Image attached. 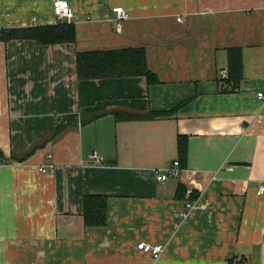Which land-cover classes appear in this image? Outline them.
<instances>
[{"label":"crops","instance_id":"1","mask_svg":"<svg viewBox=\"0 0 264 264\" xmlns=\"http://www.w3.org/2000/svg\"><path fill=\"white\" fill-rule=\"evenodd\" d=\"M53 1L0 0V30L55 24ZM67 1L73 43L0 40V264H264V0ZM116 6L129 17L120 32L105 20ZM125 48L144 50L156 84L77 80V52ZM230 49L243 77L222 94ZM190 98L168 118L113 115ZM179 135L186 167L157 182ZM50 164L54 173L38 171ZM84 195L106 198L104 226L84 224ZM139 243L163 252L153 259Z\"/></svg>","mask_w":264,"mask_h":264},{"label":"trees","instance_id":"2","mask_svg":"<svg viewBox=\"0 0 264 264\" xmlns=\"http://www.w3.org/2000/svg\"><path fill=\"white\" fill-rule=\"evenodd\" d=\"M0 40L5 43L11 40H32L37 45L73 43L75 41V27L72 24L58 23L53 25L1 29ZM227 62V76L218 81V92L222 94L238 91L240 81L243 77L241 50H228ZM75 74L79 81L143 77L147 85L158 82L155 75L149 71L145 52L141 48L77 52L75 54ZM190 100L191 98L181 102L174 109L167 111H151L146 115L114 111L113 115L115 120L119 122L168 118L173 116L180 106ZM176 145V160L178 161L179 167L184 169L187 162V137L179 135L176 139ZM5 163L6 160L0 151V164ZM178 189L177 197L185 199L186 189L184 186L178 185ZM82 206V216L86 226H104L106 224V198L104 196L84 195ZM234 263V260L229 261V264Z\"/></svg>","mask_w":264,"mask_h":264},{"label":"built area","instance_id":"3","mask_svg":"<svg viewBox=\"0 0 264 264\" xmlns=\"http://www.w3.org/2000/svg\"><path fill=\"white\" fill-rule=\"evenodd\" d=\"M110 12L114 14V18L108 17L105 15V20L113 22L115 24V30L120 32L123 27V22L126 21L128 17V13L123 9V7H112ZM52 14L55 19V24L58 23H66L72 24L77 21L78 17L73 11L72 7L70 6L67 0H55L52 3ZM176 21L182 23L185 21V17L179 16L176 17ZM224 77V75L222 76ZM258 97H262V93L257 94ZM47 158H51L50 155H47ZM91 159L96 165L104 166L103 159L93 153L91 155ZM55 167L53 164L48 166L41 165L38 167V171L42 174L54 173ZM183 170L179 167L178 161L174 160L169 167L161 168L156 170L155 172V179L157 182H164L170 177H179L180 173ZM264 193V187L260 186L256 192L257 195H262ZM188 198V195L186 196ZM194 207V202L187 200L184 202L183 207L177 213L179 220H184L188 217L190 211ZM137 250L142 251L143 253L151 255L153 259H158L162 252L163 247L161 245H150L146 243H139L136 246Z\"/></svg>","mask_w":264,"mask_h":264}]
</instances>
